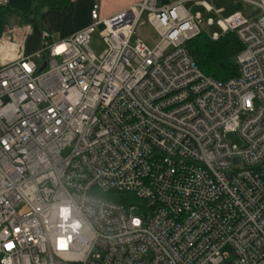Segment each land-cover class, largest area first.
I'll use <instances>...</instances> for the list:
<instances>
[{"label": "built area", "instance_id": "1", "mask_svg": "<svg viewBox=\"0 0 264 264\" xmlns=\"http://www.w3.org/2000/svg\"><path fill=\"white\" fill-rule=\"evenodd\" d=\"M212 1L142 0L105 19L93 5L86 28L42 32L30 57L28 26L4 33L0 264H264V0H233L258 14L226 19ZM186 4L217 16L212 41L234 33L237 77L197 68L185 43L202 16Z\"/></svg>", "mask_w": 264, "mask_h": 264}, {"label": "crops", "instance_id": "2", "mask_svg": "<svg viewBox=\"0 0 264 264\" xmlns=\"http://www.w3.org/2000/svg\"><path fill=\"white\" fill-rule=\"evenodd\" d=\"M141 1L70 0L62 10L51 11L41 6L42 0H8L6 5L0 7V40L6 31L28 26L31 35L25 41L21 53L25 57H30L40 48L42 32H48L55 40H63L86 28L91 23L90 11L93 5H98V15L101 19H105ZM214 1L216 0L212 1V5ZM249 10L247 16L250 15L252 8ZM145 41L154 44L150 38ZM1 62L0 57V67Z\"/></svg>", "mask_w": 264, "mask_h": 264}, {"label": "trees", "instance_id": "3", "mask_svg": "<svg viewBox=\"0 0 264 264\" xmlns=\"http://www.w3.org/2000/svg\"><path fill=\"white\" fill-rule=\"evenodd\" d=\"M70 0H42V7L51 11L62 10ZM191 59L204 75L217 81H227L238 76L236 57L242 47L233 32L223 34L217 41L201 33L199 36L185 43ZM101 197L112 200L126 207L136 205L137 202L129 195L107 193Z\"/></svg>", "mask_w": 264, "mask_h": 264}, {"label": "rangeland", "instance_id": "4", "mask_svg": "<svg viewBox=\"0 0 264 264\" xmlns=\"http://www.w3.org/2000/svg\"><path fill=\"white\" fill-rule=\"evenodd\" d=\"M170 1H174V0H170ZM213 6L217 10H220V9L222 10V17L224 19L230 17L233 13H240L242 15L247 16L249 11H250L248 5L238 4V3H235L234 1H231V0H216L213 2ZM185 8L192 14H194V13H200L201 14L202 25H200L199 28L201 29V31H204V33L207 36H210V35L215 34V33L218 35L221 34V32H222L221 29L219 28V26L216 25V21L218 18L214 13H206L202 8L192 7L190 4H186ZM208 19H211L213 21V23H214L213 26L205 25L206 24L205 22ZM137 36L139 38L144 39V40L147 38H150V41L151 40L155 41V37L153 36L152 31L150 29H148L146 26L140 27L137 29ZM148 44L151 45V43H148ZM89 47L93 51L95 56H99L104 51L105 47L102 43V40L100 39L98 30L94 31L90 35ZM36 63L39 64V62H36ZM226 141L231 143V144L237 145V146L242 145V142H241L237 133L228 134L226 136ZM133 214L135 215V214H137V212L134 211ZM222 252L226 253L228 255L227 261H229L233 257V252L229 247L224 248L222 250ZM227 261H225L224 263H226Z\"/></svg>", "mask_w": 264, "mask_h": 264}, {"label": "water", "instance_id": "5", "mask_svg": "<svg viewBox=\"0 0 264 264\" xmlns=\"http://www.w3.org/2000/svg\"><path fill=\"white\" fill-rule=\"evenodd\" d=\"M168 3V0H160V5L161 6H164ZM256 14H258V10L255 9V8H252L251 10V13L249 15V17H253L255 16ZM99 29H101V27H99ZM45 65L42 66V68L39 70V72H41L43 69H44Z\"/></svg>", "mask_w": 264, "mask_h": 264}, {"label": "snow or ice", "instance_id": "6", "mask_svg": "<svg viewBox=\"0 0 264 264\" xmlns=\"http://www.w3.org/2000/svg\"><path fill=\"white\" fill-rule=\"evenodd\" d=\"M134 223H138V222L134 221Z\"/></svg>", "mask_w": 264, "mask_h": 264}]
</instances>
